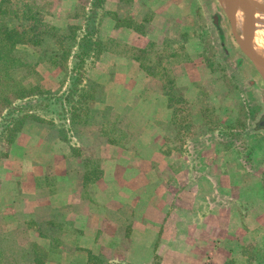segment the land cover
<instances>
[{
	"label": "rangeland",
	"instance_id": "374dc122",
	"mask_svg": "<svg viewBox=\"0 0 264 264\" xmlns=\"http://www.w3.org/2000/svg\"><path fill=\"white\" fill-rule=\"evenodd\" d=\"M215 1L0 0V264H264V80Z\"/></svg>",
	"mask_w": 264,
	"mask_h": 264
},
{
	"label": "water",
	"instance_id": "95a60500",
	"mask_svg": "<svg viewBox=\"0 0 264 264\" xmlns=\"http://www.w3.org/2000/svg\"><path fill=\"white\" fill-rule=\"evenodd\" d=\"M220 7L225 13L230 27L231 33L238 43L240 49L250 59L257 68L262 79L264 80V60L257 57L254 52L255 37H256V17L258 12L264 13V3H259L254 0H218ZM242 4H244L245 17L247 22L245 28L240 32L237 28L236 14L239 12Z\"/></svg>",
	"mask_w": 264,
	"mask_h": 264
},
{
	"label": "trees",
	"instance_id": "16d2710c",
	"mask_svg": "<svg viewBox=\"0 0 264 264\" xmlns=\"http://www.w3.org/2000/svg\"><path fill=\"white\" fill-rule=\"evenodd\" d=\"M13 33L14 32H5L4 34L6 36L4 38L8 39L9 42H12L13 41V37H12ZM18 42L19 41H15V42L13 41V43H11V45L9 47V52L5 51L9 45L8 44L3 45V49L0 52L2 53V51H4L5 53H8V54L2 55L0 53V68L3 67V61L7 60V56H9V53L11 51V47H15L16 44H18ZM21 42H25V41L22 40ZM3 84L4 83L0 82V95L2 94L3 89L5 88ZM19 98L21 99L22 97L19 96ZM60 100L61 99H59V101ZM0 103H1V100H0ZM52 104L53 103H49V105H48L49 110H51L53 108ZM40 105H42V106L45 105L44 106L45 108L47 107V104L40 103ZM23 112H24V110L21 107L11 108V113H9L7 116V121H9L10 123L8 125H5L4 130H3V132H4L3 134H4V136H6V139L3 137V140L9 141V143H11L12 137L15 136L16 132L25 124V121L28 118V115H22ZM0 118H2V116H0ZM261 130L264 131V126H262ZM7 135H9V137H7ZM95 259L96 258L92 255L90 258V262L95 261ZM90 264H92V263H90Z\"/></svg>",
	"mask_w": 264,
	"mask_h": 264
},
{
	"label": "bare ground",
	"instance_id": "6f19581e",
	"mask_svg": "<svg viewBox=\"0 0 264 264\" xmlns=\"http://www.w3.org/2000/svg\"><path fill=\"white\" fill-rule=\"evenodd\" d=\"M254 1L259 2V3H264V0H254ZM244 7H245L244 4H242L239 12L236 14L237 28L240 32L244 30L245 24L247 22V19L245 17ZM255 38L256 39L254 43L255 44L254 52L257 57L264 60V13L260 11L258 12L257 17H256V37ZM259 41L261 45L259 44Z\"/></svg>",
	"mask_w": 264,
	"mask_h": 264
},
{
	"label": "crops",
	"instance_id": "0c3cea01",
	"mask_svg": "<svg viewBox=\"0 0 264 264\" xmlns=\"http://www.w3.org/2000/svg\"><path fill=\"white\" fill-rule=\"evenodd\" d=\"M216 1H217V3L219 4V1H218V0H216ZM216 1H215V2H216ZM219 6H220V4H219Z\"/></svg>",
	"mask_w": 264,
	"mask_h": 264
}]
</instances>
